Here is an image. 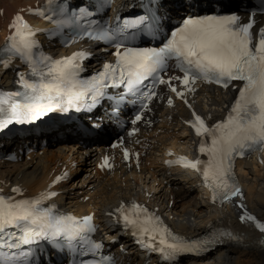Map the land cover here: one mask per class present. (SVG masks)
<instances>
[{"label":"snow or ice","instance_id":"snow-or-ice-1","mask_svg":"<svg viewBox=\"0 0 264 264\" xmlns=\"http://www.w3.org/2000/svg\"><path fill=\"white\" fill-rule=\"evenodd\" d=\"M108 2L94 0V11L79 4L69 5L67 9L61 6L55 14L59 18L53 20L52 15L46 16L56 26L53 33H60L65 27H75L82 30L78 35L86 34L89 39L115 48L112 53L116 57L115 63H105L104 70L88 80L78 78L82 69L77 61L87 58L86 53L61 60H52L43 54L36 58L34 49L38 44L33 38L36 33L21 15L15 16L9 26L12 35L0 50L7 54L3 65L8 67L13 57H19L29 67L31 76L37 79L29 82L20 75L25 89L23 103L11 100L12 96L21 95L19 92L0 95V113L4 114L0 129L13 122L38 120L57 108L66 110L62 107L65 102L80 110L81 103L90 96L92 105H95L106 95L104 90L109 87V81L112 87L123 85L125 89L110 97L114 110L110 119L120 120L121 105L131 104L135 108L139 103L140 108L132 118L133 124L142 119L148 102L157 96V85H166L190 108L192 105L186 96L195 93L197 81L214 83L224 89L232 85L238 94L225 119L208 125L193 110L188 121L196 136L201 138L199 152L207 156V160L182 158L180 163L201 173L205 186L212 192L213 202L242 198L233 174L235 159L254 151H264V26L256 27L257 12L251 11L247 21H242L235 12L182 17L180 24L169 29L170 38L165 37L162 46L135 47L130 42L135 41L137 35L159 32L163 22L159 14L160 0H141L142 13L133 12L130 17L118 18L115 26H105L103 20L97 24L92 18L105 10ZM259 7L264 13V0H260ZM33 14L46 15L43 11ZM85 19L87 26L81 24ZM94 26L96 30H89ZM170 70L182 75L165 79L164 75ZM173 81L180 83L183 90H178ZM129 96L134 99L128 100ZM167 103L171 106L173 100L169 98ZM97 127L103 130L102 126ZM124 158H129L127 150ZM108 166V157H105L101 168ZM12 192L19 193L20 189L13 188ZM55 195L49 192L39 198L20 200L0 195V264H38L33 259V247L41 242L58 254L67 250L90 257L81 259L79 264H115L112 257L101 254V243L89 239L88 234L96 230L91 223L92 217L79 221L71 216L54 215L52 208L41 207L45 199ZM239 207L243 209L240 221L250 223L264 234V222L250 215L243 204ZM117 212L120 214L117 222L122 219L125 230L131 228L136 242L150 252L158 251L168 264H175L181 254H199L212 244L223 242V238L240 239L231 232H220L214 233L210 239L187 241L173 235L158 216L141 205L133 203L126 209L122 204ZM47 264H53L50 255Z\"/></svg>","mask_w":264,"mask_h":264},{"label":"bare ground","instance_id":"bare-ground-1","mask_svg":"<svg viewBox=\"0 0 264 264\" xmlns=\"http://www.w3.org/2000/svg\"><path fill=\"white\" fill-rule=\"evenodd\" d=\"M42 1L0 0V12L3 11V15L0 14V48L5 42L7 28L14 15L36 9ZM126 1L129 0L116 1L115 8L123 10ZM176 1L178 5L174 7L173 2ZM180 1L161 0V7L172 15V18H168L169 15L163 18L161 27L169 28L173 23L168 21L175 19L178 14L182 16L187 2ZM238 1L252 3L251 0H233L231 9ZM241 13L247 21L248 12ZM30 20L34 21L33 18ZM255 20L258 28L264 16L256 15ZM49 48L54 51L52 47ZM81 48L84 49V45ZM85 48L95 50L91 45ZM73 50L74 47H71L66 52ZM104 58H111L110 53L102 51L95 62L101 63ZM16 66L18 65L13 63L8 69H3V62L0 63V76L5 85L14 81ZM196 87L197 91L191 96L192 109L180 101L169 106L166 98L156 102L147 113L149 120L139 125L140 132L132 138H126V143L132 150V160L125 161L118 149H115L111 152L117 160L110 170L97 167L98 152L104 146L96 151L95 146L84 150L88 144H82L73 135L64 140L57 138L31 146L27 145L28 137L22 138L24 132L20 131L18 135L10 133L5 139H0V189L12 191L13 188H19L32 195L54 192L56 195L52 196L53 202L62 209L79 215L94 212L100 225L99 236L108 241V249L115 255L118 264H147V259L128 240L109 242L112 238L121 239L114 212L131 198H149L166 214L172 215L175 226L181 233L198 235L210 225L224 220L221 210L210 202L209 194L198 178L190 172L173 169L165 164L169 150L193 153L195 138L187 126L193 110L202 113L211 123L225 117L228 106L235 97V91L231 89L223 92L207 84ZM87 118H91L93 129L97 132L94 144H105L108 147L105 137H111L116 132L108 116L97 111ZM87 123L89 122H85ZM97 125L102 126L103 130ZM42 126L55 134L57 131L80 134L79 128H83L82 124L73 121H56L53 124L47 122ZM27 146L33 151H28L25 155ZM77 146L81 149L75 153ZM104 149L106 150L105 147ZM9 152H16L17 159L8 161ZM238 165L242 185L246 190L245 201L258 217L264 219V151ZM240 231L246 232L243 241L218 248L203 259H190L182 264H264L262 235L249 228H240ZM49 248L48 245L42 246L41 264H47L49 255L53 264H57L56 260L65 256L63 253L56 254ZM149 264H155V260Z\"/></svg>","mask_w":264,"mask_h":264},{"label":"rangeland","instance_id":"rangeland-1","mask_svg":"<svg viewBox=\"0 0 264 264\" xmlns=\"http://www.w3.org/2000/svg\"><path fill=\"white\" fill-rule=\"evenodd\" d=\"M1 15H3V14H1ZM25 160H26V159H25ZM29 161H30V160H29ZM82 175L84 176V175H85V173H83ZM76 188H77V187H75V189H76ZM79 188H80V187H78V189H77V190H79ZM182 189H183V188H182ZM77 190H75V191H77ZM80 191H81V190H80Z\"/></svg>","mask_w":264,"mask_h":264}]
</instances>
